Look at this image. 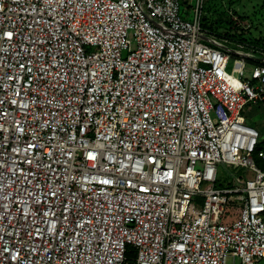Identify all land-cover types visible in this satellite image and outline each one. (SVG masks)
<instances>
[{
    "label": "built area",
    "instance_id": "1",
    "mask_svg": "<svg viewBox=\"0 0 264 264\" xmlns=\"http://www.w3.org/2000/svg\"><path fill=\"white\" fill-rule=\"evenodd\" d=\"M203 9L0 0V264L264 259V49Z\"/></svg>",
    "mask_w": 264,
    "mask_h": 264
},
{
    "label": "rangeland",
    "instance_id": "2",
    "mask_svg": "<svg viewBox=\"0 0 264 264\" xmlns=\"http://www.w3.org/2000/svg\"><path fill=\"white\" fill-rule=\"evenodd\" d=\"M201 21L203 27L219 35L227 34L235 28L232 31L234 38L259 46L255 41L264 39V0H204ZM230 21H233V23H230ZM225 45L234 50L238 48L236 44L230 42H226ZM233 56L237 57L236 55ZM256 56L264 57L263 54ZM253 65L254 63L250 61L246 62V70L248 71L246 75H250ZM244 113L259 128L261 133L260 142L264 141L263 104H247ZM242 172H245L244 168L221 165L216 185L226 187L238 184L237 176ZM235 210L237 209L235 208ZM226 264H233L231 255L227 257ZM236 264H239L238 259ZM259 264H264V259Z\"/></svg>",
    "mask_w": 264,
    "mask_h": 264
},
{
    "label": "trees",
    "instance_id": "3",
    "mask_svg": "<svg viewBox=\"0 0 264 264\" xmlns=\"http://www.w3.org/2000/svg\"><path fill=\"white\" fill-rule=\"evenodd\" d=\"M230 23H233V21H230ZM205 26H206V25H205ZM215 26H216V25H215ZM240 36H241V34H240ZM255 43H256L257 45L259 44V46H261V47L264 49V39H262V40L258 39V40L255 41ZM258 60H259V59H258ZM248 61H250L251 63H256L255 60H253V59H251V58H249ZM258 149H262V150L264 151V141H262V142H260V143L258 144ZM257 162H258V164L260 165V167L264 168V158H258V157H257Z\"/></svg>",
    "mask_w": 264,
    "mask_h": 264
},
{
    "label": "crops",
    "instance_id": "4",
    "mask_svg": "<svg viewBox=\"0 0 264 264\" xmlns=\"http://www.w3.org/2000/svg\"><path fill=\"white\" fill-rule=\"evenodd\" d=\"M254 105H257V104H254ZM258 105H262V104H258ZM263 106H264V104H263ZM246 114V113H245ZM249 121H250V123H252V120L249 118ZM253 124V123H252ZM253 125H255V124H253ZM255 126H257V125H255Z\"/></svg>",
    "mask_w": 264,
    "mask_h": 264
}]
</instances>
